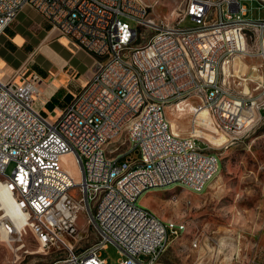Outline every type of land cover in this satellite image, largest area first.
I'll list each match as a JSON object with an SVG mask.
<instances>
[{
    "label": "built area",
    "instance_id": "2783aa9c",
    "mask_svg": "<svg viewBox=\"0 0 264 264\" xmlns=\"http://www.w3.org/2000/svg\"><path fill=\"white\" fill-rule=\"evenodd\" d=\"M185 2L171 24L151 19L145 0H0V35L30 6L94 60L60 112L46 114L37 104L43 80L35 70L19 83L0 79V178L25 209L16 222L2 215L0 228L20 236L21 220L34 221L43 250L60 241L67 252L49 264H110L101 256L110 244L122 256L116 264H159L187 225L162 220L141 197L168 186L204 192L221 157L207 150L212 142L203 130L229 135L255 121L261 107L247 93L234 94L231 74L212 75V82L205 74L211 63L250 55L249 37L264 36V20L248 19L242 0ZM186 20L193 25L182 26ZM238 22H250L251 31ZM192 97L208 111L207 122L193 112L190 134H175L166 110ZM131 101L137 112H129ZM81 213L99 239L77 251L70 238Z\"/></svg>",
    "mask_w": 264,
    "mask_h": 264
},
{
    "label": "rangeland",
    "instance_id": "374dc122",
    "mask_svg": "<svg viewBox=\"0 0 264 264\" xmlns=\"http://www.w3.org/2000/svg\"><path fill=\"white\" fill-rule=\"evenodd\" d=\"M145 1L151 6V19H164L171 24H177L179 14L186 5L185 0ZM242 5L247 8L248 19L264 20L262 1L242 0ZM181 25L190 26L193 23L186 20ZM238 29L251 31V23L238 22ZM152 33L149 31L143 39ZM18 34L24 35L21 29H18ZM67 44L78 51L72 43L67 41ZM22 51L26 53V60L13 63L10 67L7 65L12 55L5 49L0 51L2 80L17 81L28 69H36L37 54H31L33 50L26 44ZM248 51L250 55L236 57L229 65L211 63L206 66L208 74H205V82H212V75L231 74L227 80L234 94L247 93L256 98L257 106L261 107L255 121L244 131L223 135L217 131L203 130V134L212 142L207 150L221 157L216 177L202 193L174 186L150 191L144 196L143 204L162 220L173 219L187 225V231L182 236L170 238L159 264H264V36H250ZM79 53L84 56L82 66L87 68L85 76L88 77L94 60L84 50L80 49ZM62 54L80 59L63 43L50 46V62L56 65ZM74 75L79 76L75 71ZM184 105H180L179 109L171 106L166 113L170 122H174V132L187 136L190 134L192 107L197 109L201 105L196 97ZM197 112L201 120L207 122L208 111L202 107ZM14 167L12 163L7 174H11ZM66 167L74 170L70 160H67ZM2 215L3 212H0V217ZM20 234L5 239L1 232L0 264H49L67 256L60 241L50 244V249L41 250L42 244L31 230ZM98 239L89 215L81 213L78 234L75 239L70 238L74 249L82 251ZM101 256L110 264L122 259L119 249L113 244L102 250Z\"/></svg>",
    "mask_w": 264,
    "mask_h": 264
},
{
    "label": "crops",
    "instance_id": "0c3cea01",
    "mask_svg": "<svg viewBox=\"0 0 264 264\" xmlns=\"http://www.w3.org/2000/svg\"><path fill=\"white\" fill-rule=\"evenodd\" d=\"M18 29L22 30L23 36L18 34ZM67 41L70 42L68 38L61 36L57 30H54L51 24L30 6L24 7L14 23L0 35V51L5 49L12 55L11 57L6 54L7 57L10 56L11 60L7 66L10 67L13 63L26 60V53L22 51L24 44L32 48L31 54H37V70H33L38 72L43 82L39 86L36 100L46 114L62 111L73 98V92L79 89L88 78L85 76L87 68L82 66L83 54L79 53L80 49L78 51L71 49ZM59 42L69 47L74 55L79 56L80 59L77 60L62 54L59 55L60 59L56 65L50 62V46ZM18 52L21 54L17 55ZM74 71L79 76L74 75ZM20 79L15 82H21ZM50 102L52 107L48 106ZM144 196L145 194L141 197L140 203L145 206L142 202Z\"/></svg>",
    "mask_w": 264,
    "mask_h": 264
},
{
    "label": "bare ground",
    "instance_id": "6f19581e",
    "mask_svg": "<svg viewBox=\"0 0 264 264\" xmlns=\"http://www.w3.org/2000/svg\"><path fill=\"white\" fill-rule=\"evenodd\" d=\"M247 23H250V22H247ZM188 100L182 101L179 104L174 105V106H176L178 109H179L180 105H183V107H185L184 104ZM169 107H171V106H169ZM200 108H202V107H199L197 109L192 107V115H193V112H197ZM137 109H138V101H131L130 105H129V112H137ZM173 123L174 122L172 120L171 121V125H172V131L174 132ZM65 160H70V164L72 165V167H75L74 161H73L71 156L65 157ZM3 186H7V179L5 181H1L0 180V212L2 211L3 212V216H10V218L14 222H16V220L18 218H24L25 217V209L24 208H19L18 201H12V194H8V192L6 191V189ZM171 187H174V186H168L167 188H171ZM2 218L3 217H1V219ZM33 229H35V222L34 221H31V223H30L29 219H22L21 220V222H20V232H24L26 234V232L28 230H31L33 232ZM0 230H1L0 232H2V236L5 239L6 238H8V239L10 238L11 235H9L8 231L2 230V228H0ZM15 232L18 234L17 231H15ZM34 234L37 236L39 242H43V232H35ZM4 238H2V239H4ZM41 250H42V246H41Z\"/></svg>",
    "mask_w": 264,
    "mask_h": 264
},
{
    "label": "trees",
    "instance_id": "16d2710c",
    "mask_svg": "<svg viewBox=\"0 0 264 264\" xmlns=\"http://www.w3.org/2000/svg\"><path fill=\"white\" fill-rule=\"evenodd\" d=\"M53 100H54V99H53ZM48 106L52 107L51 102H50V104H48Z\"/></svg>",
    "mask_w": 264,
    "mask_h": 264
}]
</instances>
